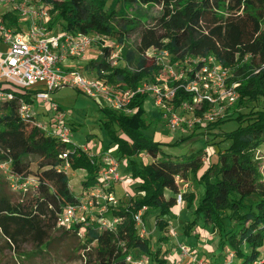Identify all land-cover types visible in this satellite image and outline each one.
I'll return each instance as SVG.
<instances>
[{"label": "trees", "instance_id": "1", "mask_svg": "<svg viewBox=\"0 0 264 264\" xmlns=\"http://www.w3.org/2000/svg\"><path fill=\"white\" fill-rule=\"evenodd\" d=\"M45 1L53 5V21L67 30L106 34L123 44L124 65L112 68L104 58H98L81 68L82 72L98 74L104 70L109 82L136 86L142 80H153L152 74L160 69L155 59L151 65L147 64L145 52L149 48L167 50L172 63L184 61L188 56H213L233 71L232 81L238 94L233 110L252 101L261 105L259 110L239 113L236 117L239 125L221 134L230 143L216 152L215 161L209 160L207 152L203 161L198 155L173 159L162 154V145H177L185 138L163 143L146 137L145 94L135 93L132 97L129 104L134 109L132 115L102 108L104 124L113 142L128 159L129 181L134 184L137 196L120 200V205L110 209L108 215L121 218L116 232L86 228L81 236L79 226L61 229L82 243L86 263L125 264L127 253L140 258V253L134 255L140 250L150 257L149 264H172L167 257L171 256L175 241L171 248L162 244L169 239L168 217L182 203L193 218L177 232L181 242L192 248V242H186L189 230L193 227L191 238H197V226H209L217 233L219 245L211 264H223L227 251L232 254L228 264H264V180L254 158L255 150L264 145V0ZM117 4L160 5L161 12L146 21L122 18L115 24L116 11H120L115 9ZM134 29H138V42L130 46L125 36ZM169 85L175 87L174 107L183 100H191V95L177 86L178 82L170 80ZM19 98L0 102V162H9L8 176L33 179L26 190L14 191L7 175L0 171V237L17 254L22 253L19 248L25 243L37 248L48 245L57 214L63 206L74 202L81 190L96 183L98 170V165L91 164L85 153L71 154L70 169L85 171L80 192L74 194L68 174L58 171L62 163L60 154L66 145L22 120L18 114ZM206 108L207 103H203L195 114L201 115ZM245 115L249 118H244ZM112 123L117 125L119 134L110 127ZM142 152L149 156V161L137 163L134 157ZM32 156L39 158L34 174L29 162ZM188 174L198 175L196 185L200 191L189 193L184 199L181 195L178 204L181 193L176 178L186 181ZM7 183L19 197L15 199L7 192ZM142 207H146L141 212L144 223L149 216L156 218L157 244L151 234L141 237L137 232L134 215Z\"/></svg>", "mask_w": 264, "mask_h": 264}, {"label": "built area", "instance_id": "2", "mask_svg": "<svg viewBox=\"0 0 264 264\" xmlns=\"http://www.w3.org/2000/svg\"><path fill=\"white\" fill-rule=\"evenodd\" d=\"M54 15L53 5L45 0H0V102L20 96L19 117L66 145L60 154L62 163L58 171L68 174L71 170L69 156H78L80 152L87 155L91 164L98 165L96 183L81 190L74 202L62 207L56 217V227L67 230L79 226L81 236L86 228L116 232L121 218L108 213L120 205V199L115 195L116 185H121L124 196L129 197L125 184L130 177L121 175V161L108 148L105 150L97 142L77 146L71 141L72 128L66 114L51 100L50 94L61 87L72 86L114 113L132 115L131 99L135 93H142L151 98L169 132L184 125L182 112L187 109L192 110V116H187V126L190 127L224 116L238 98L236 83L232 81L231 68L223 66L213 56H188L184 61L172 63L167 50L149 48L145 52L146 58L152 53L155 63L167 74L174 75L177 86L191 95L190 101L183 100L174 107L175 87L166 88L165 73V77L159 74L153 80L145 79L133 86L120 81L109 82L104 70L98 74L82 72L81 68L98 58H104L112 68L124 65L121 57L123 44L110 35L67 30L53 21ZM83 59H89V62L81 64ZM162 59L166 62H161ZM179 65L182 70L174 74L173 68ZM203 103H207V108L197 116L195 110ZM35 104L49 107L46 120L35 119ZM9 169L8 161L0 162V171L4 175ZM6 178L14 191L26 190L33 183L29 177L7 175ZM177 203H181V194ZM145 209L142 207L134 215L141 237L149 234L141 218ZM170 233L176 244L171 252L172 264H208L178 240L175 229L170 228ZM231 259L232 254L227 251L223 264H228ZM124 260L125 264H145L144 258H134L131 253H127Z\"/></svg>", "mask_w": 264, "mask_h": 264}, {"label": "rangeland", "instance_id": "3", "mask_svg": "<svg viewBox=\"0 0 264 264\" xmlns=\"http://www.w3.org/2000/svg\"><path fill=\"white\" fill-rule=\"evenodd\" d=\"M108 3L109 1L107 4ZM119 8L120 11H116L117 19L115 24H117L118 21L121 22L120 20L122 18L125 20L140 18L141 20L146 21L161 12L160 5L117 4L115 9L119 10ZM137 33L138 29H134L129 32L128 36H125V41L128 45L134 46V44L138 42ZM153 56L154 55L152 53H149L147 59L148 65L152 64L154 60ZM160 61L166 62V59H162ZM84 62H89V59L81 60V64ZM182 65L184 64L182 63ZM181 70V65H179L173 68V73L178 74ZM164 73L167 78L165 86L166 88H170L169 81H173L174 75L172 76L171 74H167L166 71L162 69V66L152 75L159 76V74H162V76L165 77ZM231 73L233 75V71ZM50 98L64 110L66 120L72 128L70 139L73 143L77 146H81L86 143L90 144L92 142H97L100 147H107L112 155L120 159L121 175L125 176L130 174V167H127L128 159L123 157L118 151L116 144L113 142L112 137L109 134L108 128L104 124L106 117L102 108H105V106L101 102L98 104L97 101L72 86H64L53 91L50 94ZM236 102L237 100L231 109L226 110L224 116H218L213 120L203 121L202 124H194L193 127L187 126V123L189 122V117L187 116H192V110L187 109L182 112L184 125L179 130L168 132L162 123L159 110L155 105H153L151 98L147 97L143 104L145 111L144 116L147 123V127L144 129V134L148 138H152L153 140L158 139V141H162L163 143H174L176 140L185 138V140L180 144L161 146V153L170 158L179 159L198 155L203 161L207 152L210 155L209 160L215 161L216 152L224 149L230 143V140L224 139L221 134L224 132H230L239 125V120L236 119L238 114L249 113L250 111L259 110L261 108V105L258 102L252 101L244 108L233 110ZM35 110V119H47V112L49 111L48 106H37V104H35ZM247 116L248 115H245L244 118H249ZM218 120H222V122L219 123ZM110 127L115 130L117 134H119L118 127L115 123H112ZM191 133L193 135L188 137ZM142 153L145 154V152ZM144 154L135 156V161L137 163L141 161L148 162L149 156ZM254 158L258 164L262 180H264V145H261L255 150ZM38 161L39 158L35 156H32L29 159L32 174L37 172ZM197 177L198 175L192 176L191 174H188V179L184 183L179 182L182 199H184L189 193L193 192L196 194L200 191V188L196 185ZM68 178L72 192L74 194L79 193L82 187V181L85 178V171L82 169L68 170ZM125 186V189L129 193V197L137 196L135 195V191L133 189V183H126ZM7 192L15 199L20 196L19 193H13L9 185L7 186ZM115 195L119 197L120 200L127 199V197L124 196V189L121 185L115 186ZM185 206V204L181 203L178 205L177 210L170 214L168 217L169 226L166 231H170V228H173L177 232H180L183 230L184 225L190 222L193 215H190ZM155 219L156 218L153 215L149 216L144 224L147 232L153 236L152 240L155 244H157L159 230L157 224H155ZM197 223L198 225H201V220L198 219ZM192 229L193 227L189 230L188 235L185 233L187 237L186 242H192L190 243V246L194 250V256H197L200 260H205L206 263L211 264L215 261L219 252L217 233L215 231L212 232L209 226H203L202 228L197 226V230L199 231L198 237L194 238L193 236V238H191ZM146 236L147 235H145V237ZM168 236V242L162 244V247L171 248L174 246L172 244V234L170 233ZM178 240H181L180 237H178ZM19 250L22 252L21 254L15 253L0 237V264H87L84 258L85 250L82 248V243L73 234L67 233L57 227L52 230L48 245H43L40 248H37L32 246L30 243H25L21 246V248H19ZM138 253L142 255V258H144L145 264H149L150 257H147L146 253L141 252L140 250H136L134 255ZM199 255H201V257ZM167 259L169 260V263L174 260L172 256L167 257Z\"/></svg>", "mask_w": 264, "mask_h": 264}, {"label": "crops", "instance_id": "4", "mask_svg": "<svg viewBox=\"0 0 264 264\" xmlns=\"http://www.w3.org/2000/svg\"><path fill=\"white\" fill-rule=\"evenodd\" d=\"M129 182H130L129 179H127V180H126V183H129ZM131 183H132V182H130V184H131ZM200 257H201V256H200Z\"/></svg>", "mask_w": 264, "mask_h": 264}]
</instances>
